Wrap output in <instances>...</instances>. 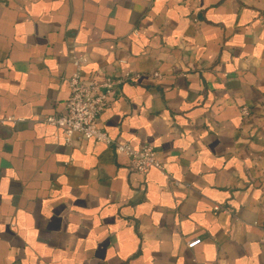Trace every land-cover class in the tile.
<instances>
[{"label":"crops","instance_id":"1","mask_svg":"<svg viewBox=\"0 0 264 264\" xmlns=\"http://www.w3.org/2000/svg\"><path fill=\"white\" fill-rule=\"evenodd\" d=\"M76 72L112 144L44 123ZM4 117L0 264H264V0H0Z\"/></svg>","mask_w":264,"mask_h":264},{"label":"built area","instance_id":"2","mask_svg":"<svg viewBox=\"0 0 264 264\" xmlns=\"http://www.w3.org/2000/svg\"><path fill=\"white\" fill-rule=\"evenodd\" d=\"M79 59L75 65L80 69ZM158 76V75H157ZM129 79L126 74L120 79L108 78L102 81L81 79L80 73L76 72L69 79L70 95L66 102L65 112L61 116H50L44 120L46 125L58 127L63 130L66 143H71L75 137L93 140L99 143L112 144L111 137L99 127L101 114L109 107L111 97L115 95L117 87ZM243 116L248 115L245 107L241 108ZM21 121L13 117L0 119V126L9 122ZM116 151L127 160V167L140 175L149 173L152 169L163 171V165L157 158L154 148L150 145L140 149L123 142H115ZM219 207L216 206L215 210ZM201 244V239L195 238L187 241L189 249H194Z\"/></svg>","mask_w":264,"mask_h":264}]
</instances>
